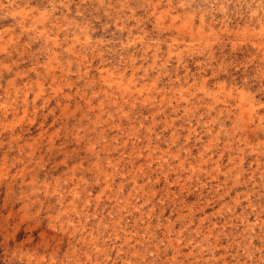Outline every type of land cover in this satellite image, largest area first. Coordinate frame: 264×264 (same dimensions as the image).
I'll list each match as a JSON object with an SVG mask.
<instances>
[{
  "label": "clouds",
  "instance_id": "obj_1",
  "mask_svg": "<svg viewBox=\"0 0 264 264\" xmlns=\"http://www.w3.org/2000/svg\"><path fill=\"white\" fill-rule=\"evenodd\" d=\"M0 264H264V0H0Z\"/></svg>",
  "mask_w": 264,
  "mask_h": 264
}]
</instances>
